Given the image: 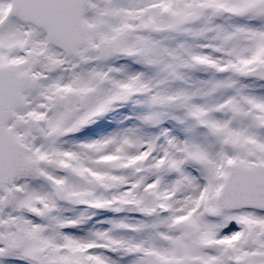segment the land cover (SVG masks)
Listing matches in <instances>:
<instances>
[{"label": "snow or ice", "instance_id": "6c2138e0", "mask_svg": "<svg viewBox=\"0 0 264 264\" xmlns=\"http://www.w3.org/2000/svg\"><path fill=\"white\" fill-rule=\"evenodd\" d=\"M0 264H264V0H0Z\"/></svg>", "mask_w": 264, "mask_h": 264}]
</instances>
